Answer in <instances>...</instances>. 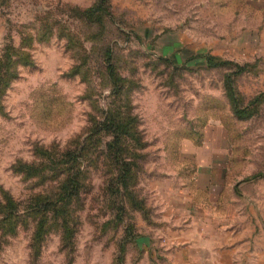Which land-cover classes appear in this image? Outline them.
<instances>
[{"label":"rangeland","instance_id":"obj_1","mask_svg":"<svg viewBox=\"0 0 264 264\" xmlns=\"http://www.w3.org/2000/svg\"><path fill=\"white\" fill-rule=\"evenodd\" d=\"M98 2L0 0V264H160L189 220L261 264L264 0Z\"/></svg>","mask_w":264,"mask_h":264},{"label":"crops","instance_id":"obj_2","mask_svg":"<svg viewBox=\"0 0 264 264\" xmlns=\"http://www.w3.org/2000/svg\"><path fill=\"white\" fill-rule=\"evenodd\" d=\"M167 209L180 213L173 205ZM205 224L204 231L198 230L197 223L191 220L182 226H171L163 239L164 257L160 264H250L249 257L242 253L245 238H224L222 233L221 237H214L208 234L209 226ZM261 261L264 264V260Z\"/></svg>","mask_w":264,"mask_h":264},{"label":"trees","instance_id":"obj_3","mask_svg":"<svg viewBox=\"0 0 264 264\" xmlns=\"http://www.w3.org/2000/svg\"><path fill=\"white\" fill-rule=\"evenodd\" d=\"M105 1L106 0H99L97 4V8L102 10L104 13H107L108 8L106 6ZM106 54L109 56L110 54L109 49L106 51ZM207 57H208V60H207L208 62L213 63V64L219 63V62H211V57L210 56H207ZM108 61H109V58H108ZM108 68L110 71L109 74L113 78L115 75L113 72L112 63H109ZM120 139L121 137L119 133L114 132L113 140L110 143L111 147L114 148L115 144L117 142H120ZM78 153H80V151L68 150V151L60 153L59 156H56L55 159L51 161L53 165L52 169L57 170L58 174L63 175L64 177L59 182L58 191L55 197L46 196L42 200L38 199V203H39L38 206L43 213L46 212L48 209L49 211L57 210L58 212H61L60 215L65 222H66V218L68 215L67 205H69L75 198L78 197L81 186H82L81 169L77 161V157L79 155ZM118 154H119V151L116 152V155ZM119 161L123 162L120 159ZM116 181L121 183L123 187H127L128 177L126 175V171L123 168L119 170ZM37 232H39V230Z\"/></svg>","mask_w":264,"mask_h":264}]
</instances>
